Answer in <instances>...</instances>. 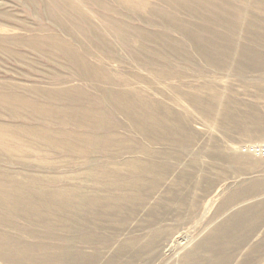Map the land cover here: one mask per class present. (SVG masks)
<instances>
[{
  "label": "rangeland",
  "instance_id": "rangeland-1",
  "mask_svg": "<svg viewBox=\"0 0 264 264\" xmlns=\"http://www.w3.org/2000/svg\"><path fill=\"white\" fill-rule=\"evenodd\" d=\"M0 264H264V0H0Z\"/></svg>",
  "mask_w": 264,
  "mask_h": 264
}]
</instances>
